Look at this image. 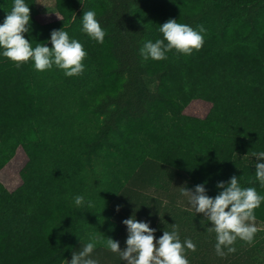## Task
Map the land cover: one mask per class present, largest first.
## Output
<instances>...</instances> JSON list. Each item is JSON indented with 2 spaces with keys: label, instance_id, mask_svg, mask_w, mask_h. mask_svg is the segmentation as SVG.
Wrapping results in <instances>:
<instances>
[{
  "label": "trees",
  "instance_id": "1",
  "mask_svg": "<svg viewBox=\"0 0 264 264\" xmlns=\"http://www.w3.org/2000/svg\"><path fill=\"white\" fill-rule=\"evenodd\" d=\"M25 3L33 48H51L52 30L63 28L87 56L83 74L68 77L56 65L37 71L31 59L17 68L0 48V171L18 148L26 158L18 187L0 185V264L71 261L149 160L213 198L233 175L264 196L254 165L230 163L235 153L264 151V0H55L49 18L36 0ZM13 6L0 0V24ZM90 10L103 44L83 31ZM170 18L203 26V47L144 59L140 50L164 39L160 25ZM254 214L264 224V201Z\"/></svg>",
  "mask_w": 264,
  "mask_h": 264
},
{
  "label": "clouds",
  "instance_id": "2",
  "mask_svg": "<svg viewBox=\"0 0 264 264\" xmlns=\"http://www.w3.org/2000/svg\"><path fill=\"white\" fill-rule=\"evenodd\" d=\"M30 8L25 0H14V6L6 15L3 24H0V48H3V56L15 62L17 68L30 59L34 61L37 71H46L53 65L64 70L68 77L83 74L85 66L83 60L87 56L83 45L69 38L62 29L52 30L50 42L52 47L38 43L35 48L24 33L31 28ZM83 31L98 43L103 44L106 35L100 23L96 19L95 11H87L82 16ZM159 31L164 39H158L153 43L148 41L140 50L144 59L160 61L167 59L166 53L175 49L178 53L190 56L193 50L199 51L204 44L205 31L203 26L199 31L193 30L187 24L178 23L176 19H168L160 25ZM165 41L167 43L165 44ZM256 158L255 177L264 186V151L253 153ZM217 188L222 189L214 198L207 195L204 184H198L194 190L180 187L181 194L188 198L189 203L196 213L211 221L209 232L216 233V254L220 257L227 253H235L233 247L237 238L251 244L258 231L255 226L254 211L264 201V196L257 193L254 187L242 188L238 177L233 175L228 182H218ZM84 203L83 196L75 197V204ZM89 207L92 203L89 201ZM117 211L120 206H117ZM127 227L126 247L121 250L118 241L108 237L107 247L119 255L126 264H189L185 249L196 251V245L191 239L183 243L179 237V225L172 224V231H164L163 235L156 239V229L149 226L150 222L138 221L133 214L122 221ZM227 249V253L223 249ZM95 243H87L79 252H73L68 264H99L92 258Z\"/></svg>",
  "mask_w": 264,
  "mask_h": 264
},
{
  "label": "rangeland",
  "instance_id": "3",
  "mask_svg": "<svg viewBox=\"0 0 264 264\" xmlns=\"http://www.w3.org/2000/svg\"><path fill=\"white\" fill-rule=\"evenodd\" d=\"M36 4L42 16L49 18L55 15V0H36ZM145 82L149 90L155 91L158 84L155 78L146 77ZM15 126H11V131H14ZM24 160H26L25 155L18 148L14 158L0 171V185L9 191L18 187L20 184L18 171ZM148 163L151 165L148 168L143 165L112 200L111 212L103 218L100 229L82 235L83 247L87 243H95L92 258L98 260L99 264H126L118 254L113 253L106 246V240L110 237L118 241L123 250L126 247L127 227L122 221L135 214L138 221L150 222L149 226L156 229L154 233L156 239H159L167 229L172 231L174 223L179 225V237H184L183 241L191 239L194 243L196 235L197 239L201 237V244L194 243L195 252L185 249L189 264H264L263 223L255 220L258 231L251 244L237 238L233 245L236 248L235 253H227L225 248L223 250L227 254L223 257L218 256L215 251L216 233L208 231V228L212 227L211 221H208L202 213H196L188 198L181 194L180 187L188 188L187 180L180 175V172L159 161L149 160ZM230 163L236 168L243 165L255 166L256 158L252 155L235 153ZM118 205L119 211L116 210ZM68 262L70 260L66 259L63 264Z\"/></svg>",
  "mask_w": 264,
  "mask_h": 264
},
{
  "label": "crops",
  "instance_id": "4",
  "mask_svg": "<svg viewBox=\"0 0 264 264\" xmlns=\"http://www.w3.org/2000/svg\"><path fill=\"white\" fill-rule=\"evenodd\" d=\"M167 231H171V230H169V229H167ZM198 238V236L196 235L195 237H194V239H195V244L197 245L198 243H202V240H201V237H199V239H197ZM180 239H181V242L183 243L184 241L182 240V239H184V237H180ZM198 240H199V242H198ZM200 243V244H201Z\"/></svg>",
  "mask_w": 264,
  "mask_h": 264
}]
</instances>
